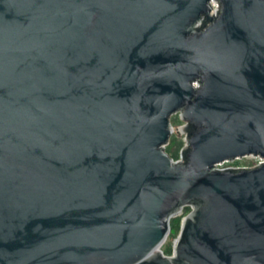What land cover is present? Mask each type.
Wrapping results in <instances>:
<instances>
[{
    "label": "water",
    "instance_id": "1",
    "mask_svg": "<svg viewBox=\"0 0 264 264\" xmlns=\"http://www.w3.org/2000/svg\"><path fill=\"white\" fill-rule=\"evenodd\" d=\"M249 155L264 0H0V264H264Z\"/></svg>",
    "mask_w": 264,
    "mask_h": 264
},
{
    "label": "rangeland",
    "instance_id": "2",
    "mask_svg": "<svg viewBox=\"0 0 264 264\" xmlns=\"http://www.w3.org/2000/svg\"><path fill=\"white\" fill-rule=\"evenodd\" d=\"M171 125L173 129V133L165 149L174 160H179L181 156V152L186 147L187 144V136H186V132L184 131V126L186 125V123L181 119L180 114L176 113L171 117ZM260 160H261L260 157L245 156L221 163L218 165V168L226 169L230 167H252L255 164H257ZM189 211L190 209H187L184 212V214L172 220L170 234L168 235L166 241L161 247V250L164 253L167 250L170 251L169 254L167 253L165 254L171 255L173 253L175 240L180 233L182 219Z\"/></svg>",
    "mask_w": 264,
    "mask_h": 264
},
{
    "label": "built area",
    "instance_id": "3",
    "mask_svg": "<svg viewBox=\"0 0 264 264\" xmlns=\"http://www.w3.org/2000/svg\"><path fill=\"white\" fill-rule=\"evenodd\" d=\"M249 156L260 157L259 155H249ZM260 158H261V160L255 165H258L259 163H261L264 160L262 157H260ZM180 159H182V155L180 156ZM230 168H240V167H230Z\"/></svg>",
    "mask_w": 264,
    "mask_h": 264
},
{
    "label": "trees",
    "instance_id": "4",
    "mask_svg": "<svg viewBox=\"0 0 264 264\" xmlns=\"http://www.w3.org/2000/svg\"><path fill=\"white\" fill-rule=\"evenodd\" d=\"M184 153H185V150H184ZM187 210V209H186ZM173 220V219H172ZM171 224H172V221H171ZM170 251H165V253L169 254Z\"/></svg>",
    "mask_w": 264,
    "mask_h": 264
}]
</instances>
